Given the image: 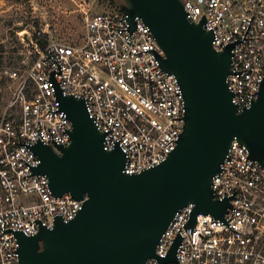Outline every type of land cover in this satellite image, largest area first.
I'll use <instances>...</instances> for the list:
<instances>
[{
    "label": "built area",
    "instance_id": "obj_1",
    "mask_svg": "<svg viewBox=\"0 0 264 264\" xmlns=\"http://www.w3.org/2000/svg\"><path fill=\"white\" fill-rule=\"evenodd\" d=\"M194 23L206 20L213 48L233 45L227 78L241 113L251 108L264 85V0H182ZM119 3L86 15L83 33L34 44L37 58L6 69L11 94L0 110V264H21L16 233L36 236L52 230L57 218L74 220L87 198L55 196L49 180L33 173L41 161L38 143L62 155L72 123L59 106L55 83L65 96L82 99L104 150L117 147L127 158L124 173L137 175L165 162L183 132L186 100L177 78L161 66L164 51L140 17L131 30ZM55 79V83L52 81ZM216 202L228 200L224 219L198 215L189 227L194 204L174 216L162 235L160 264L176 240L177 264H264V164L252 160L234 140L213 178Z\"/></svg>",
    "mask_w": 264,
    "mask_h": 264
},
{
    "label": "water",
    "instance_id": "obj_2",
    "mask_svg": "<svg viewBox=\"0 0 264 264\" xmlns=\"http://www.w3.org/2000/svg\"><path fill=\"white\" fill-rule=\"evenodd\" d=\"M120 8L131 30L136 17L151 29L165 54L162 68L183 90L186 115L178 145L161 165L125 174L124 153L104 150L105 135L84 101L65 96L52 77L59 106L72 123L71 142L58 147L62 155L34 145L41 163L33 173L48 178L55 196L87 200L70 222L57 218L52 230L41 228L33 237L16 233L21 264H147L188 204L195 205L190 228L200 214L224 219L230 204L214 201L212 184L235 139L264 164V85L251 108L239 113L227 83L234 46L216 51L206 20H190L182 0H123ZM180 242L160 264H177Z\"/></svg>",
    "mask_w": 264,
    "mask_h": 264
},
{
    "label": "rangeland",
    "instance_id": "obj_3",
    "mask_svg": "<svg viewBox=\"0 0 264 264\" xmlns=\"http://www.w3.org/2000/svg\"><path fill=\"white\" fill-rule=\"evenodd\" d=\"M123 0H0V110L11 94L6 69L33 62V43L46 45L83 33L86 15L113 9ZM33 42V43H32Z\"/></svg>",
    "mask_w": 264,
    "mask_h": 264
},
{
    "label": "trees",
    "instance_id": "obj_4",
    "mask_svg": "<svg viewBox=\"0 0 264 264\" xmlns=\"http://www.w3.org/2000/svg\"><path fill=\"white\" fill-rule=\"evenodd\" d=\"M122 2H123V1H122ZM45 46H46V43H45V42H42V43H41V47L44 49Z\"/></svg>",
    "mask_w": 264,
    "mask_h": 264
},
{
    "label": "flooded vegetation",
    "instance_id": "obj_5",
    "mask_svg": "<svg viewBox=\"0 0 264 264\" xmlns=\"http://www.w3.org/2000/svg\"><path fill=\"white\" fill-rule=\"evenodd\" d=\"M123 2H121L120 4H122Z\"/></svg>",
    "mask_w": 264,
    "mask_h": 264
}]
</instances>
